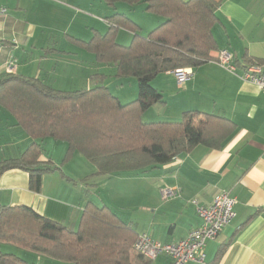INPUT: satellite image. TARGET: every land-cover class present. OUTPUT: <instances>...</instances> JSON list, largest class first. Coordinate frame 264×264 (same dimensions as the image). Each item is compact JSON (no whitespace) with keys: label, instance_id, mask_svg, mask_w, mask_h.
Returning <instances> with one entry per match:
<instances>
[{"label":"crops","instance_id":"obj_1","mask_svg":"<svg viewBox=\"0 0 264 264\" xmlns=\"http://www.w3.org/2000/svg\"><path fill=\"white\" fill-rule=\"evenodd\" d=\"M213 1L220 21L213 34L219 50L233 55L234 72L215 61L216 50L210 53L211 61L188 68L192 77L183 86L172 72L158 76L152 85L163 103L146 111L142 122L178 123L186 112L225 119L230 131L222 148L198 145L157 169L91 177L97 168L78 152L69 162L56 164L47 151V139L40 162L51 161L73 182L56 171L44 176L42 191L35 193L27 172L10 170L0 177V206H26L77 230L86 205H99L106 196L108 207L138 235L174 244L201 225L197 207L211 205L226 192L236 200V218L208 243L204 264H264V92L242 79L247 67L264 66V0ZM0 8L8 11L0 18V82L11 75L6 66L14 62L17 71L12 75L38 79L60 92L107 86L122 104L136 100L135 79H115V65L98 64L93 54L70 39L88 42L95 31L105 34V19L115 13L126 14L136 24L135 18H144L146 26L138 24L143 37L162 23L161 18L143 9L136 15L135 8L124 5L110 8L103 0H0ZM132 39L133 34L122 29L117 42L129 46ZM107 75L113 77L110 83ZM32 143L0 106V162L19 158ZM164 189H175L178 195L164 200ZM4 246L19 250L0 244V251ZM26 257L40 264H67L40 255ZM153 264L171 260L162 256Z\"/></svg>","mask_w":264,"mask_h":264},{"label":"trees","instance_id":"obj_2","mask_svg":"<svg viewBox=\"0 0 264 264\" xmlns=\"http://www.w3.org/2000/svg\"><path fill=\"white\" fill-rule=\"evenodd\" d=\"M110 8L142 7L162 23L145 37L126 14L106 18L105 34L71 38L76 47L93 54L98 64L116 66L115 79H135L136 100L122 104L107 86L64 93L40 80L9 75L0 82V106L16 120L33 143L16 159L0 162V177L19 169L29 174V188L40 193L45 175L62 169L40 162L42 142L52 139L67 145L65 164L78 152L97 168L93 176L153 170L172 163L198 145L220 149L230 127L228 121L199 112H186L178 123H143L142 116L162 94L152 85L160 75L197 68L219 51L213 28L219 24L213 0H103ZM133 34L129 46L118 44L120 30ZM203 116V117H202ZM202 117V119H200ZM89 177V178H91ZM139 235L117 212L89 202L77 230H71L26 206H0V244L19 250L0 251V264L29 262L27 254L67 264H153L134 251Z\"/></svg>","mask_w":264,"mask_h":264},{"label":"built area","instance_id":"obj_3","mask_svg":"<svg viewBox=\"0 0 264 264\" xmlns=\"http://www.w3.org/2000/svg\"><path fill=\"white\" fill-rule=\"evenodd\" d=\"M7 13L6 9L0 8V18L6 16ZM214 59L224 69L234 72V57L229 51H217ZM6 70L11 75L15 74L17 66L14 62H10ZM172 73L180 86L192 77L190 69H177ZM242 79L255 84L264 92V66L247 67ZM177 195L178 192L175 189L162 190L164 200L175 198ZM235 205L236 200L228 193L222 192L214 198L211 205L197 207L201 225L191 230L185 238L174 244H163L147 234H141L134 245V251L152 262L164 256L171 260V264H204L208 243L216 240L223 229L235 220Z\"/></svg>","mask_w":264,"mask_h":264},{"label":"rangeland","instance_id":"obj_4","mask_svg":"<svg viewBox=\"0 0 264 264\" xmlns=\"http://www.w3.org/2000/svg\"><path fill=\"white\" fill-rule=\"evenodd\" d=\"M140 9H142V7H137V8H135V10L133 11V13H135L136 15H138V14H140V13H143L142 12V10H140ZM134 18L136 17V16H133ZM135 20H137L138 21V24H143V25H145L146 26V21H145V19L144 18H135ZM143 28V27H142ZM150 32V31H149ZM107 76H109L108 78H109V81H108V83H110L111 82V80H112V78L113 77H110L111 75H107ZM137 81V80H136ZM47 151L51 154L50 156H51V158H52V160L56 163V164H59L60 165V163L62 162V160H63V158H64V156H65V151H63V149H65V145L64 144H62V143H60V142H54L53 140H47ZM76 168L78 167V166H75ZM102 198V200H104V201H101L100 203H99V205H104V204H108L107 206H110V204L107 202V198H106V196H103V197H101ZM111 208H112V206H111ZM114 208V207H113ZM121 212V211H120ZM122 214H123V212H122ZM124 216V215H123ZM125 218V217H124ZM10 250V248H7V247H3L2 248V252H10L9 251ZM29 262H34V263H36L37 261H35V260H33L32 258H29V259H27Z\"/></svg>","mask_w":264,"mask_h":264}]
</instances>
